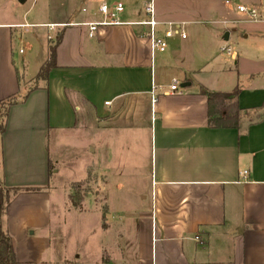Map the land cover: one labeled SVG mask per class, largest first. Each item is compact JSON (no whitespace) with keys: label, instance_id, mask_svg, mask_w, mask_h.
<instances>
[{"label":"crops","instance_id":"1","mask_svg":"<svg viewBox=\"0 0 264 264\" xmlns=\"http://www.w3.org/2000/svg\"><path fill=\"white\" fill-rule=\"evenodd\" d=\"M7 1L8 13L0 2V106L16 103L5 119L0 113V188L41 189L19 194L2 218L17 264H76L48 253L58 210L52 192L63 191L57 179L64 150L79 134L88 140L82 181L98 183L108 199L114 198L110 189L136 199L124 241L128 253L98 264H264V87L254 84L263 78L247 75L251 84L229 85V59L237 66L241 59L229 45L237 31L228 27L246 1L264 20L260 0H154L160 28L181 24L187 34L155 56L148 28L136 24L146 20L150 0H42L43 18L35 22L16 12L27 0ZM115 3L125 6L121 24L90 38L82 24L99 21L101 5ZM58 33L57 68L48 81L37 80ZM24 37L39 53L26 79L19 67L29 74L36 56L25 58ZM174 81L182 94H168ZM236 88L238 127H210L202 90ZM107 242L118 247L123 241Z\"/></svg>","mask_w":264,"mask_h":264},{"label":"rangeland","instance_id":"2","mask_svg":"<svg viewBox=\"0 0 264 264\" xmlns=\"http://www.w3.org/2000/svg\"><path fill=\"white\" fill-rule=\"evenodd\" d=\"M165 1H174L177 4H183L186 1V3L192 4L195 0ZM216 1L224 2L226 0ZM229 1L239 3L242 0ZM0 2L3 10L6 9L7 13L11 11L12 4H9L7 0H0ZM246 3L248 7L254 5L250 4L252 2L249 1H246ZM258 4L264 7V0H260ZM41 5L42 0H27L23 5H15L19 7V10H15L20 17L22 14L27 13L26 21L35 22L37 19L43 18ZM232 7L233 4L229 6L230 9ZM238 14L231 17L229 21V29L237 31L229 45L239 54L241 60L237 66L234 61L229 59V85L237 82L240 86H246L252 83L251 80H248L247 75L256 74V76H259L261 74L262 82L256 80L254 84L264 87V20L256 22L245 14ZM191 33L192 38L197 34L193 30ZM242 33H246L249 38H243ZM26 39L24 37L25 46H23V50L26 52L25 58L31 60L34 55L36 57L33 58L29 74L23 71L22 67H19V73L25 79L27 75L35 72L36 64L39 65V62L37 63L39 53L35 49H28L31 44L30 39L28 38L27 41ZM49 41L55 44L56 37L54 36ZM14 44L15 61L17 65H20L18 52L21 45L18 40H15ZM240 75L243 76L241 80ZM25 79L22 82H25ZM36 84L37 81L33 82L29 85V88ZM0 124L3 125V120ZM87 141L86 137L83 141V135L79 134L74 139L71 149L69 151L64 150V165L60 166L62 167L61 174L57 179L61 181L63 191L59 187L58 193L52 192V198L55 201L54 207H58L55 215L56 221L52 227V246L48 253L49 259L52 260L67 258L72 259L71 261L76 264H98L107 259H113L114 256L119 254L122 256L128 253L130 249L129 242L124 241L128 236L129 223L134 219L130 215V211L134 207L136 199L127 190L116 193L115 196L112 189H110V193L111 197L114 198L108 199L104 196L105 192L99 191L98 183H93V180L82 181L86 176L85 166L87 162L82 157L86 155L83 148L87 145ZM54 183L56 182L54 181ZM54 183L51 184L52 188ZM142 204L144 203L141 202ZM99 226H103V231ZM117 237H120L123 241L120 246H113V242H107L110 238Z\"/></svg>","mask_w":264,"mask_h":264},{"label":"trees","instance_id":"3","mask_svg":"<svg viewBox=\"0 0 264 264\" xmlns=\"http://www.w3.org/2000/svg\"><path fill=\"white\" fill-rule=\"evenodd\" d=\"M62 41V35H58L56 44L50 48L48 61L41 68L37 79L48 81L50 72L57 68V47ZM202 93L209 100V126L213 128L229 127L237 128L240 120V108L238 97L239 88L231 93H211L202 90ZM16 103L15 99L2 102L0 113L3 119L8 115L10 106ZM0 132H4L1 125ZM40 188H0V264H17L11 237L7 230L3 228L2 218L6 215L14 199L21 193H38Z\"/></svg>","mask_w":264,"mask_h":264},{"label":"built area","instance_id":"4","mask_svg":"<svg viewBox=\"0 0 264 264\" xmlns=\"http://www.w3.org/2000/svg\"><path fill=\"white\" fill-rule=\"evenodd\" d=\"M227 3L230 4L231 2L227 1ZM236 9L239 13L247 15L253 21H259L262 19L260 8H248L244 5H238ZM144 11L146 15V20H143L136 24L148 28L146 36L151 42V50L153 56L159 53L167 52L169 48V42L175 36H179L184 40L187 39V34L184 32V26L181 24L170 23L168 24V26H166V28H160L161 23L157 20V13L154 0H150L146 4ZM124 12L125 6L123 3H115L113 5L103 4L99 8L101 19L96 22L84 23L82 25H85L89 28V37L95 38L100 28L121 24L119 18ZM221 51L227 53L228 55H236L230 48H223ZM20 53H23V50H21ZM168 94H182L179 89V83L177 81H174L172 83L170 87V92ZM246 179L247 172H245L243 180Z\"/></svg>","mask_w":264,"mask_h":264},{"label":"water","instance_id":"5","mask_svg":"<svg viewBox=\"0 0 264 264\" xmlns=\"http://www.w3.org/2000/svg\"><path fill=\"white\" fill-rule=\"evenodd\" d=\"M226 40H228V34H226V37H225Z\"/></svg>","mask_w":264,"mask_h":264}]
</instances>
